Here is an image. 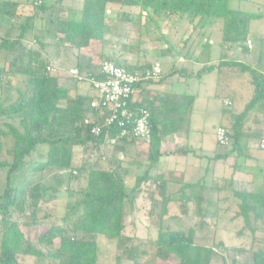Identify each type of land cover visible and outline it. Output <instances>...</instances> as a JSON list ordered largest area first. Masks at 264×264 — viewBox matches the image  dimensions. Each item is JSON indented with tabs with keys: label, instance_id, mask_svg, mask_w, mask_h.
<instances>
[{
	"label": "trees",
	"instance_id": "16d2710c",
	"mask_svg": "<svg viewBox=\"0 0 264 264\" xmlns=\"http://www.w3.org/2000/svg\"><path fill=\"white\" fill-rule=\"evenodd\" d=\"M229 2L87 0L83 20L73 22L60 6L46 4L45 0L40 6L32 0L25 4L20 0H0V22H10L7 33L0 31V56L3 58L0 68V264H27V257L34 258V264H100L98 242L101 237L116 243L115 264H123L124 260L131 264H216L214 256L216 251L221 252V247L225 253L239 256V260L232 257V264H264V167L262 184L256 189L245 179L233 180L230 189L216 178L211 186L201 181L166 180L160 173L163 142L173 136L189 140L198 95H147L151 85H162L169 77H200L226 65L249 73L254 96L241 113L224 110L223 115L229 117L230 130H227V144L221 146H230V149L214 157L225 161L232 156L247 160L245 149L249 143L264 150L261 148L264 142L263 73L222 59L217 65L204 66L197 74L189 73L178 64L181 58L189 59L190 55L183 50L190 37L182 39L183 48L174 46L165 37L168 50L163 56L172 54L170 71L164 74L161 69L157 79L136 85L135 96L129 103L137 118L142 109L151 113V136L143 160L132 135L112 143V139L121 135L120 128H103L100 135H95L93 128L109 111L92 108L94 92L73 94L57 74L47 71L50 63L43 59L41 47L29 48L26 43L35 33L34 20L45 17L53 20L56 32L64 34L66 44L75 43L82 49L89 46L91 40L105 43L109 27V22H104L107 8L118 5L138 8L151 16L177 17L190 23L199 20L204 26L213 20H222L223 27L218 29L223 32L222 45L234 41L250 48L252 43L247 39L250 22L261 19L262 14L239 16L229 8ZM238 25L242 26L241 30L237 29ZM166 26L171 31L173 25L167 23ZM175 49L180 50L174 54ZM106 60L132 74H144L157 66L153 60L143 65L132 64L117 54ZM17 78L22 81L15 87L13 82ZM96 78L101 80L102 75ZM231 104L225 102L226 106ZM133 126H129V133ZM41 146H46L47 152L36 156ZM75 148L82 149L79 162H76ZM195 151L186 143L177 145L172 154L188 156ZM140 166L146 167L145 172L136 176L134 186L128 187L127 178ZM47 171L57 173L59 181L64 179L70 185L77 184L76 188L70 186L76 202L66 205L64 216L56 224L48 222L51 215L47 211L43 214L41 207L47 191L41 179ZM145 186L154 187L157 193L145 195L150 199V228L158 231L154 241L136 240L124 234L126 206H135L144 196ZM171 186L175 193L168 191ZM198 198L203 199L200 209H196ZM173 204L179 207L182 215L170 211ZM191 205L193 211L189 210ZM221 212H231L230 224L240 223L238 235L247 233L253 245L258 242L261 246L247 249L225 247L222 242L211 245L198 242L199 233L211 229L209 221L215 222L213 231L218 230L216 225ZM198 219L201 223L197 229ZM26 227L42 228L36 241L28 238ZM57 240L60 245L55 248Z\"/></svg>",
	"mask_w": 264,
	"mask_h": 264
},
{
	"label": "rangeland",
	"instance_id": "374dc122",
	"mask_svg": "<svg viewBox=\"0 0 264 264\" xmlns=\"http://www.w3.org/2000/svg\"><path fill=\"white\" fill-rule=\"evenodd\" d=\"M20 1L25 4L28 0ZM48 2L52 3L51 0H48ZM229 8L236 11L239 16L246 13L262 14L261 19H254L250 22L247 32V39L252 43L250 48H248L246 44L242 45L241 43L234 41H227V43L222 45L223 32L218 29L219 27H223V21L218 19L213 20L211 21L212 23L204 26L199 24V20L190 23L185 19L181 20L180 18L174 17L177 18L179 22H167L169 25H173V27L170 28L171 31L169 30V27L166 26V22H156L155 24L161 26V29L158 28V33L151 24L150 28H148V33H144L142 37H140L138 32V24L129 22L130 42L132 44H137L141 39L144 41L154 40L152 41V44H150V49L154 50L159 48V42H162L163 46L167 45L165 37H168L174 46L183 48L185 43L182 39H185V37L188 36L190 37V41L187 42L186 48L183 52H187V54L190 55H188V60L194 57V59L199 61L198 64L193 65V67L190 66L191 68L189 72L194 71L197 74L202 68V64L200 63L208 61V58L211 57L210 61L216 65L220 62V59H222L235 63L238 66L256 69L264 74V0H230ZM143 25L142 22V26ZM125 26L127 25L125 24ZM121 28L122 27H118L119 34H121ZM237 29L241 30L242 26L238 25ZM14 33L17 34V31ZM34 35L29 38L30 41H33L34 39L38 41V39H40V36L36 37ZM233 37H236V34H233ZM37 47H39V41L37 42ZM179 50L175 49V52H172L176 54ZM206 50H209L207 55ZM144 56L145 53L141 52L142 59H146ZM153 57L152 60L161 65L163 73L167 74L171 69L170 61H167L166 57L161 55ZM101 59H103V57ZM2 61L3 58L0 56V68L3 67ZM150 61L144 60V62L140 64H145V62L149 63ZM178 65L180 68L184 67L181 63ZM66 75L67 79L64 77V80H61V82L64 86H69V81L73 79L70 78L68 74ZM179 78L180 77L178 76L169 77L164 85H162L161 89L165 93L170 92L169 94H173V92L180 94L186 92L198 95L192 115V133L189 141L192 146L203 147L205 150L198 152V149H196L195 151L198 154L197 157L202 165L200 177L196 178L206 186H211L216 178L218 179V183L228 189L231 188L233 180L245 179L250 182L254 189L259 188L263 180L264 150L259 149L257 145L249 143L246 146L245 152L249 156L247 160L244 158L237 159L233 156L226 161L218 160L216 158L214 159L216 154L225 153L230 149V146H221L217 141L218 127L223 126L225 129L230 130L229 117L223 115L224 110L229 113H241L254 96V88L251 84V76L249 73L242 72L239 67L226 65L217 68L213 73L201 75L200 77L186 79ZM21 81V78L15 79L13 86L18 87L21 84ZM148 95L153 96L150 93ZM228 101L232 103L231 106L225 105V102ZM147 147L148 144L144 142L137 141L135 145L140 158L143 160L146 158ZM46 152L47 147L41 146L38 148L35 155L39 156V154H45ZM81 155L82 149L75 148L76 162L80 161ZM189 159V163H192L193 157H190ZM145 169L146 167L144 166L135 168L133 175L126 180L128 187L134 186L136 176L142 175L145 172ZM56 176L57 173L54 171H47L41 179H44L42 181L43 188L47 190L45 196L42 198L41 207L43 214L47 211L48 214L51 215L48 221L51 224L58 223L59 218L64 216L66 205L72 206L76 202V196L73 193L74 189H70V186L76 188V182H73L70 185L64 181V179L63 182L59 181V179H56ZM164 176L166 178V175ZM188 182L191 183V179H189ZM173 187H169L168 191L175 193ZM147 193H149L150 196H152L151 193L157 195L154 187L145 186L144 196L137 201L135 206L129 204L126 206L124 234L136 240L144 239L154 241L158 237V231L155 228H150V219L148 215L150 212V199L145 196ZM201 199L202 198H198L196 209H200V206H203V199ZM178 208L179 207L174 206L173 204L170 211H178V214L182 215ZM193 209L194 207L191 205L189 210L193 211ZM230 216L231 212H221V217L217 220L216 226L218 230L216 232L213 231V229L215 230V222L209 221L211 229L200 233L198 231L199 237L197 241L201 243L203 242L207 245H211L213 242L216 244L222 242L225 247L236 246L247 249L253 247L258 248V246H261L258 242L253 245V242L247 233L238 235V232L236 231L241 227L240 223L235 222L233 225L230 224ZM200 223V219H198L196 224L197 229ZM224 226H226V228ZM41 229L42 228L26 227L24 228V231L30 240L36 241L37 235ZM98 244L100 264H115V257L117 254L116 243H110L104 237H101ZM59 245L60 241L57 240L55 242V248ZM232 257L237 260L240 259L239 256H236L233 253H231V255L225 253L224 248L221 247V252L216 251L214 260L216 264H232ZM25 262L27 264H34L35 259L27 257ZM123 264L131 263L124 260ZM158 264L163 263L158 262Z\"/></svg>",
	"mask_w": 264,
	"mask_h": 264
},
{
	"label": "crops",
	"instance_id": "0c3cea01",
	"mask_svg": "<svg viewBox=\"0 0 264 264\" xmlns=\"http://www.w3.org/2000/svg\"><path fill=\"white\" fill-rule=\"evenodd\" d=\"M45 1L46 4H57V6H60L61 9H63L64 15L69 20H72L73 22H81L83 20V9L87 0H51L52 3H49L48 0ZM22 4L24 3L22 2ZM104 18V22H109V27L106 30L105 43L91 40L89 46L82 49L77 48L75 43H64V34L56 32V26L50 18L45 17L34 20L35 36H40L38 41L39 46L41 47L42 57L50 64H55V66L59 69L57 76H59L61 80H64V77L67 79V72L73 68L80 70L82 75L96 77L99 73L101 62L114 54L123 56L132 64L138 65L144 62V60H152V58H154L153 56H163V53L168 50V45L163 46L162 42H159V48L154 50L150 49V44H152V41L154 40L144 41L141 39L137 44H132L130 42L129 22L138 24L137 28L139 30L138 32L140 37H142L144 33H148V28H150L151 24L158 33L159 25L155 24V22H177L174 17L165 18L157 15L151 16L148 12H142L138 8L120 7L118 5H109ZM142 22L144 24L143 26ZM146 22L151 23L146 24ZM125 24L127 26H125ZM9 27V21L2 20L0 22V31L3 34L7 33ZM118 27H122L121 34H119ZM208 51L206 50V55L208 54ZM141 52L145 53L144 57H146V59H142ZM171 56V52L165 56L167 61L171 60ZM102 57L103 59H101ZM210 60L211 57L208 58L209 62L204 61L203 63H200L202 64V68L206 65L214 64ZM198 62L199 61L194 59V57L190 60H187L186 57L179 60V63L182 65L184 64L187 71H189L193 65L198 64ZM155 65L161 68V65L158 63H155ZM193 72L189 73L193 74ZM179 79L186 78L180 77ZM69 82L70 85L67 87L72 90L73 94H93V90L88 83H75L72 82V80ZM162 85H151L147 95L149 93L153 96L157 94H180L173 91V94H169L170 92L165 93L161 89ZM186 143H188L192 148L198 149V152L205 150L203 147H194L190 144L189 140H185L177 136L168 137L164 140L162 148V153L164 155L162 157L160 173L166 175V180L181 179L186 183H189V179H191V183L199 181L198 178L200 177L202 171V165L197 157L198 154L196 152L191 153L188 156L172 154L177 145ZM190 157H193L192 163H189Z\"/></svg>",
	"mask_w": 264,
	"mask_h": 264
},
{
	"label": "built area",
	"instance_id": "2783aa9c",
	"mask_svg": "<svg viewBox=\"0 0 264 264\" xmlns=\"http://www.w3.org/2000/svg\"><path fill=\"white\" fill-rule=\"evenodd\" d=\"M35 5L40 6L44 0H32ZM29 48L37 46V41H26ZM251 44L250 42L248 43ZM47 71L50 74H57L59 69L49 64ZM70 78L77 83H88L94 92V98L91 106L93 109H107L109 112L104 115L102 121L93 128L95 135H100L103 128L116 127L122 130L121 135L112 139V143H119L128 134L132 135L138 142L147 143L151 136L150 116L151 113L147 109H142L136 117L129 103L132 101L136 93V85L147 83L155 80L161 74V68L156 66L152 71L144 74L129 73L123 68L116 66L113 62L104 60L100 64L98 75H102L99 80L96 77L82 75L80 70L73 68L67 72ZM228 105L230 102H227ZM134 125L132 132L129 133V126ZM217 141L220 145H226L228 142V131L225 128H219L217 131ZM264 148V142L261 144Z\"/></svg>",
	"mask_w": 264,
	"mask_h": 264
}]
</instances>
